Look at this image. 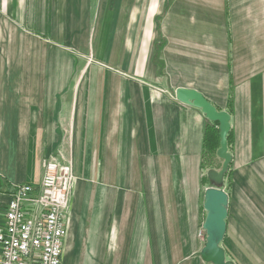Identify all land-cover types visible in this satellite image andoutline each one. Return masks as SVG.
<instances>
[{
	"label": "crops",
	"instance_id": "crops-1",
	"mask_svg": "<svg viewBox=\"0 0 264 264\" xmlns=\"http://www.w3.org/2000/svg\"><path fill=\"white\" fill-rule=\"evenodd\" d=\"M177 90L230 114L221 247L264 264V0H0V202L54 158L76 178L62 264H211L219 125Z\"/></svg>",
	"mask_w": 264,
	"mask_h": 264
},
{
	"label": "built area",
	"instance_id": "built-area-1",
	"mask_svg": "<svg viewBox=\"0 0 264 264\" xmlns=\"http://www.w3.org/2000/svg\"><path fill=\"white\" fill-rule=\"evenodd\" d=\"M75 180L72 164L53 158L39 193L23 184L0 202V264H62Z\"/></svg>",
	"mask_w": 264,
	"mask_h": 264
},
{
	"label": "water",
	"instance_id": "water-1",
	"mask_svg": "<svg viewBox=\"0 0 264 264\" xmlns=\"http://www.w3.org/2000/svg\"><path fill=\"white\" fill-rule=\"evenodd\" d=\"M176 98L179 102L193 106L202 111L206 119L219 125L220 147L217 157L223 161L220 171L210 170L208 178L216 188H209L205 192L204 209L207 212L203 229L206 232V246L201 257L204 262L211 264H233L227 261L226 254L221 244L227 230L229 197L221 187L224 177L228 173L232 156L229 153V135L231 132V116L227 112L218 111L201 94L189 90H177Z\"/></svg>",
	"mask_w": 264,
	"mask_h": 264
},
{
	"label": "trees",
	"instance_id": "trees-1",
	"mask_svg": "<svg viewBox=\"0 0 264 264\" xmlns=\"http://www.w3.org/2000/svg\"><path fill=\"white\" fill-rule=\"evenodd\" d=\"M219 130L214 125L208 124L204 134V162L203 169H207V166L212 165L211 157L215 155L216 150L219 146ZM230 135L228 138L230 144Z\"/></svg>",
	"mask_w": 264,
	"mask_h": 264
},
{
	"label": "rangeland",
	"instance_id": "rangeland-1",
	"mask_svg": "<svg viewBox=\"0 0 264 264\" xmlns=\"http://www.w3.org/2000/svg\"><path fill=\"white\" fill-rule=\"evenodd\" d=\"M92 65V59H91V62H90V64H89V66H91ZM207 167H209V166H207ZM222 168V167H221ZM221 170V169H220ZM208 172V171H207Z\"/></svg>",
	"mask_w": 264,
	"mask_h": 264
}]
</instances>
